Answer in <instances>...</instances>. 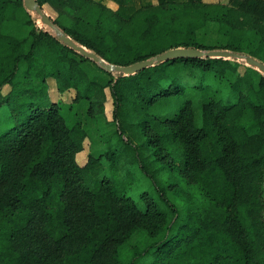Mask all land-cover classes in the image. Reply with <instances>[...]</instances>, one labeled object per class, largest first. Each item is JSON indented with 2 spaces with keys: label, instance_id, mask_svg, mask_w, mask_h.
Here are the masks:
<instances>
[{
  "label": "trees",
  "instance_id": "obj_1",
  "mask_svg": "<svg viewBox=\"0 0 264 264\" xmlns=\"http://www.w3.org/2000/svg\"><path fill=\"white\" fill-rule=\"evenodd\" d=\"M114 1L38 0L112 64L177 47L264 63V0ZM210 26L224 46L201 40ZM235 59L176 57L107 78L23 0H0V264H264V73L241 75ZM21 62L41 84L2 95ZM48 77L75 88L90 118L110 90L118 137L84 165L88 130L67 123Z\"/></svg>",
  "mask_w": 264,
  "mask_h": 264
},
{
  "label": "rangeland",
  "instance_id": "obj_2",
  "mask_svg": "<svg viewBox=\"0 0 264 264\" xmlns=\"http://www.w3.org/2000/svg\"><path fill=\"white\" fill-rule=\"evenodd\" d=\"M156 2L157 0H135L134 4L136 7H139L143 3L147 2ZM209 4L216 3H225L228 4L230 0H204ZM24 2V0H23ZM111 10L117 9V3L114 0H102ZM45 11L52 18H57L58 13L55 9H53L48 4L44 5ZM27 9V8H26ZM28 10V9H27ZM29 11V10H28ZM31 12V11H30ZM33 18L36 21V25L39 26L40 29H44L51 33H55V31L44 23L41 20V17L36 12H31ZM212 24V23H211ZM29 26L23 27L22 37H26L28 32L30 31ZM56 34V33H55ZM199 37L201 40L208 45H214L218 47L224 46L223 41H220V35L215 28L211 26L206 30L199 31ZM239 62V74H244L249 70L248 66H252L254 70H257L255 74L260 73V69L255 65L250 64L245 59H235ZM90 69L94 68V70L107 78H110V75L103 69V67L99 63H95L94 60L88 63ZM41 76L38 75L34 70L28 71V64L26 62H21L19 71L17 75L14 77L13 82L6 83L2 88V95H9L12 92L13 84L18 82H26L25 86L22 87L25 91H28L31 87H36L41 84ZM49 83V95L54 102H58L60 105L61 112L64 114L66 121L69 125H73L76 121L81 120L88 130V137L85 140V147L83 151H81L77 155V160L79 164L84 165L89 157V154H95L98 156L100 153L106 151L107 141L111 139V142L114 143L116 138L118 137V126L117 123L113 120V99L110 94V90L107 88L108 98L105 102V113L94 115V117L90 118L87 113L88 102L86 100L75 102L76 89L73 87L64 88L61 87V83H59L54 77H48ZM60 87V89H59ZM22 89V90H23Z\"/></svg>",
  "mask_w": 264,
  "mask_h": 264
},
{
  "label": "water",
  "instance_id": "obj_3",
  "mask_svg": "<svg viewBox=\"0 0 264 264\" xmlns=\"http://www.w3.org/2000/svg\"><path fill=\"white\" fill-rule=\"evenodd\" d=\"M24 6L31 12H36L41 20L50 26L55 33L58 35L59 39L67 44L73 50L81 53L85 57L93 59L95 62L99 63L104 69L108 71H118L124 74H133L139 70L146 68L149 65L154 64L157 61H166L176 57H186V56H218V57H235L238 59H245L252 65L258 67L264 73V63L260 60L246 54L233 52L228 49H212L203 50L200 48L193 47H177L171 48L163 53H160L152 58L144 59L129 65H116L107 62L104 58L98 55L95 51L87 48L85 45L80 44L75 41L71 36L67 35L62 29H60L52 20V18L45 11L44 6H42L38 0H24Z\"/></svg>",
  "mask_w": 264,
  "mask_h": 264
}]
</instances>
